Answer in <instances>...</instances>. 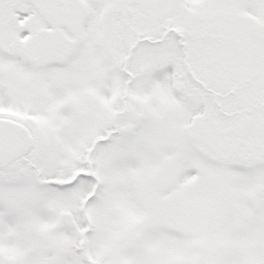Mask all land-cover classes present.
Here are the masks:
<instances>
[{
	"label": "snow or ice",
	"instance_id": "6c2138e0",
	"mask_svg": "<svg viewBox=\"0 0 264 264\" xmlns=\"http://www.w3.org/2000/svg\"><path fill=\"white\" fill-rule=\"evenodd\" d=\"M0 264H264V0H0Z\"/></svg>",
	"mask_w": 264,
	"mask_h": 264
}]
</instances>
